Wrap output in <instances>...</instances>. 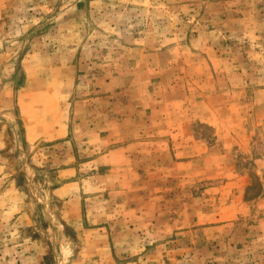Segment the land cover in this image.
I'll return each instance as SVG.
<instances>
[{
    "label": "rangeland",
    "instance_id": "rangeland-1",
    "mask_svg": "<svg viewBox=\"0 0 264 264\" xmlns=\"http://www.w3.org/2000/svg\"><path fill=\"white\" fill-rule=\"evenodd\" d=\"M0 264H264V0H0Z\"/></svg>",
    "mask_w": 264,
    "mask_h": 264
},
{
    "label": "crops",
    "instance_id": "crops-1",
    "mask_svg": "<svg viewBox=\"0 0 264 264\" xmlns=\"http://www.w3.org/2000/svg\"><path fill=\"white\" fill-rule=\"evenodd\" d=\"M33 68V72H35ZM36 74L28 75L25 86L21 89L25 94L29 92V101L23 103V107L20 114V120L24 124L25 133L28 139L36 140L40 137L48 135L58 134L59 138H64L68 134L67 126L64 124L63 119L58 122L56 120L51 124V113L44 114L41 112V107L45 105H39L41 99L44 100L45 96L51 94V75L44 77ZM41 97V98H40ZM51 125H55L52 126Z\"/></svg>",
    "mask_w": 264,
    "mask_h": 264
}]
</instances>
